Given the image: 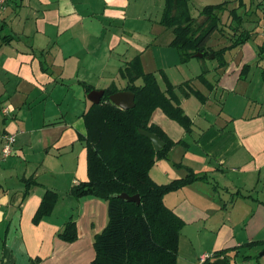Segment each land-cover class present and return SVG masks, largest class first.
I'll list each match as a JSON object with an SVG mask.
<instances>
[{
    "label": "crops",
    "instance_id": "0c3cea01",
    "mask_svg": "<svg viewBox=\"0 0 264 264\" xmlns=\"http://www.w3.org/2000/svg\"><path fill=\"white\" fill-rule=\"evenodd\" d=\"M131 2L15 0L0 10V135L15 136L10 157H2L0 142V264H92L94 236L106 226L107 205L69 195L87 180L86 149L78 137L86 134L81 117L91 103L82 84L94 91L111 87L123 92L119 71L135 57L145 73L156 76L161 90L158 72L165 71L173 86L190 82L206 97L201 104L176 92L192 121L190 134L159 109L150 118V125L169 140L186 143L172 147L167 160L155 162L151 180L166 185L185 178L187 168L206 176V182L164 197V205L184 223L176 264H199L201 255L216 252L223 253L212 263L225 258L227 264H264V246H248L264 242V61L257 56L263 39L258 42L261 36L253 31L248 43L226 53L223 69L200 60L181 65L170 47L173 36L155 58L158 35L139 27ZM239 14L245 18L247 13ZM221 42L207 47L230 45ZM169 61L185 67L178 69L180 82L167 71ZM243 66L249 70L240 79ZM254 67L260 69L259 85L253 82ZM203 69L211 91L196 79ZM249 90L255 92V110L220 119L223 109L213 107L224 105L226 95ZM27 179L38 186L23 199ZM46 190L57 193L58 202L49 217L34 224ZM69 219L77 237L65 243L58 233Z\"/></svg>",
    "mask_w": 264,
    "mask_h": 264
},
{
    "label": "trees",
    "instance_id": "16d2710c",
    "mask_svg": "<svg viewBox=\"0 0 264 264\" xmlns=\"http://www.w3.org/2000/svg\"><path fill=\"white\" fill-rule=\"evenodd\" d=\"M189 3L190 0H164L160 24L172 32L170 47L177 52L181 65H186L201 54L198 60H208L207 57L213 55L209 61L217 63L216 70L225 68L226 53L248 43L253 36V31L244 27L243 14H239L243 7L242 0H237L238 5L228 11V30L222 24L228 3L205 6L197 18L190 15ZM216 32L227 34L228 47L218 50L207 47ZM257 56L259 61L264 60V43L257 48ZM248 70V66H243L240 79L246 76ZM119 74L125 81L121 91L134 94V108L123 111L112 105L109 96L119 90L110 87L103 91L100 103L91 104L82 115L86 134L79 136L78 140L86 149L87 180L74 185L69 195L75 199L93 197L107 205L106 226L94 236L95 257L92 264H176L184 223L164 205V197L195 182H206V176L194 174L187 168V175L181 180L166 185H157L151 180L149 172L155 162L167 160L172 147L186 143L169 140L158 127L150 125V118L159 109L168 119L182 127L186 134H190L192 121L181 109L176 92L183 98L192 96L201 104L206 103V97L194 90L190 82L173 86L166 74L159 71L158 75L164 84V90H161L156 76L143 71L139 57L126 63ZM207 74L208 71L203 69L196 79L211 91L213 86L207 81ZM139 80L141 83L136 84ZM262 80L264 82V72ZM82 86L86 94L94 90L89 85ZM139 131L155 135L164 143V147L155 152L151 142L141 136ZM24 183L23 199L33 186H38L31 179ZM120 194L130 197L137 195L140 202L138 205L127 203L117 198ZM58 199L57 193L46 190L32 222L37 224L49 217ZM76 237L75 222L69 219L58 233V238L65 243H72ZM251 245L264 246V242L248 246ZM222 253H213V258L204 264H213L211 260L218 259ZM223 261L227 264L225 258Z\"/></svg>",
    "mask_w": 264,
    "mask_h": 264
},
{
    "label": "rangeland",
    "instance_id": "374dc122",
    "mask_svg": "<svg viewBox=\"0 0 264 264\" xmlns=\"http://www.w3.org/2000/svg\"><path fill=\"white\" fill-rule=\"evenodd\" d=\"M225 2H229V3L227 5L228 6L227 12L224 13V15L222 16L223 17L222 23H225L223 27L225 28V30H228L227 24L230 23L228 11L232 10L238 5L237 0H190L189 3L190 15L194 18H197L199 11L203 7L219 5ZM242 3H243V7L240 8L239 12L247 13L245 16V23H244L245 29L250 31H256L261 36L258 37V42L261 40V38L264 41V36H263L264 32L262 30V26L264 24V0H242ZM131 6L132 8H134V11L139 13L138 19H139V23L141 24V26L139 27L141 28L144 27L150 32H152L155 38L158 35L156 39L160 40V42L155 43V48H154V55L156 58L158 53L162 51L161 49L165 48L164 42L167 40V38L173 36L171 30L163 28L160 24L163 7H164V0H132ZM149 31L148 33L151 36V33ZM225 35L227 34L220 35L217 32L214 33L211 36L208 45L217 47L219 41H222L221 44H227L228 40L226 39ZM172 51H174V53L177 54V52L173 48ZM148 58L149 60H151L152 58L151 55H149ZM197 60H198L197 58H194L191 61L193 63H196ZM201 62L205 63L208 67H210L214 63L206 59L202 60ZM252 65L254 66L253 63ZM165 66H167V71L169 72L170 75H172L173 80L176 82H180L181 73H179L180 71L178 69L181 68L184 70L185 67L180 66V64L173 65L172 63H170V61L167 64H165ZM189 70L190 69H188L187 71ZM259 72L260 69H256V71L252 69V74L256 75L254 76L253 79V82L256 85H259V80H260L258 75ZM254 90L256 91V89ZM254 95L255 92L250 90L247 92V94H244L241 91L240 93L239 91H237L235 94L231 93L224 97L225 98L224 105H219L217 107L214 106L213 109H215L217 112H219L220 109H223V111L221 112L220 119H224V117L227 115L229 116V114H233V116H237L243 113L251 114L255 110L254 105H256V103L252 101L253 100L252 97ZM255 257L256 255L254 256V258ZM240 261H241L240 258L236 259L237 263L238 262L240 263Z\"/></svg>",
    "mask_w": 264,
    "mask_h": 264
},
{
    "label": "water",
    "instance_id": "95a60500",
    "mask_svg": "<svg viewBox=\"0 0 264 264\" xmlns=\"http://www.w3.org/2000/svg\"><path fill=\"white\" fill-rule=\"evenodd\" d=\"M195 57L201 58L202 55L198 54ZM207 59H213V55H210L209 57H207ZM103 95H104L103 91H94L93 90L88 94L87 98L91 104L98 105L100 103ZM109 101L112 105H114L115 107H117L123 111L130 110V109L134 108V94L132 92H129V91H123V92L115 93V94L109 96ZM139 134L151 142L155 152L160 151L164 147V143L161 142L155 135L150 134V133L145 132V131H139ZM117 198L122 200V201H125L127 203H136L137 205L140 202L139 197L137 195L130 197L126 194H120L117 196ZM213 264H226V263L223 260H217Z\"/></svg>",
    "mask_w": 264,
    "mask_h": 264
},
{
    "label": "built area",
    "instance_id": "2783aa9c",
    "mask_svg": "<svg viewBox=\"0 0 264 264\" xmlns=\"http://www.w3.org/2000/svg\"><path fill=\"white\" fill-rule=\"evenodd\" d=\"M15 0H0V10H3ZM262 30L264 32V24L262 26ZM7 111L5 110L4 113ZM0 142L2 143L1 146V155L3 158L10 157L13 152V146L15 144V136L13 134H1L0 135ZM213 258V254H203L199 258V264H204L207 260Z\"/></svg>",
    "mask_w": 264,
    "mask_h": 264
}]
</instances>
